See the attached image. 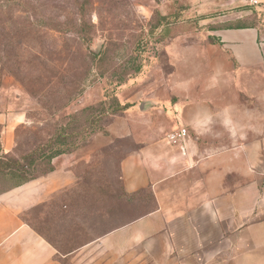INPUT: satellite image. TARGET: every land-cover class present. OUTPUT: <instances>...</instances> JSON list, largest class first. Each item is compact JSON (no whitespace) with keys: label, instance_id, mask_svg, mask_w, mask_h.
<instances>
[{"label":"crops","instance_id":"crops-1","mask_svg":"<svg viewBox=\"0 0 264 264\" xmlns=\"http://www.w3.org/2000/svg\"><path fill=\"white\" fill-rule=\"evenodd\" d=\"M211 34L236 58L213 63L220 103L184 106L186 141L154 136V122L134 131L120 188L59 157L48 174L1 192L0 264H264V39L248 27ZM12 120L0 154L14 146ZM147 189L154 208L142 203Z\"/></svg>","mask_w":264,"mask_h":264},{"label":"rangeland","instance_id":"rangeland-1","mask_svg":"<svg viewBox=\"0 0 264 264\" xmlns=\"http://www.w3.org/2000/svg\"><path fill=\"white\" fill-rule=\"evenodd\" d=\"M59 5L62 31L42 34L38 47L22 52L25 62L11 68L20 77L0 64L5 120L0 142L12 118L14 146L8 157L20 160L31 174L55 168L56 158H71L79 171L93 174L94 183H108L110 189L121 187V163L135 150L134 131H147L154 122V136L168 140L171 130L188 126L185 105L202 98L221 102L215 82L219 69L213 63L236 54L212 32L242 24L264 39L263 0L258 5L247 0H72L70 6L61 0ZM38 15L44 18L45 10ZM67 16L73 22L65 31ZM52 144L62 152L49 159ZM18 180L1 173L0 189ZM152 193L145 190L143 204L151 203ZM126 198L128 221L135 213L127 211L133 198Z\"/></svg>","mask_w":264,"mask_h":264},{"label":"trees","instance_id":"trees-1","mask_svg":"<svg viewBox=\"0 0 264 264\" xmlns=\"http://www.w3.org/2000/svg\"><path fill=\"white\" fill-rule=\"evenodd\" d=\"M60 2L61 0H0V64L3 69H6L9 72V74L17 78L20 77V73L18 74L17 72L12 71L11 68L13 65L15 66V64L21 66L22 63L25 62L22 52H26L28 48H36L39 46V36L42 34L53 36L62 31V27L59 23V13L57 12V10L60 9ZM63 2L68 6L72 4V0H63ZM39 9L45 10L44 18L38 15ZM67 12L69 14L72 13L68 8ZM72 22L73 19L70 16H67L64 28L65 31L71 30ZM234 27L244 28L246 26L238 24ZM65 71L70 73V69ZM127 107L128 105L125 104L121 106V109ZM45 147L46 146H42L39 148L43 149V152H45ZM137 147L138 144L135 143L134 149ZM48 148L49 159H52L62 152V149L54 148L53 144ZM11 151L12 150L0 154V174L2 173L10 178L15 177L16 175L19 180L16 183L0 189V193L19 186L36 177L46 175L54 169V166L51 165L47 171L33 175L24 168V165L20 160L8 157V155L11 154ZM155 202V197L153 195L150 208H154ZM144 213L145 211H142L141 214ZM34 215L35 214H32L31 212L29 217L25 216V219L31 222L37 230L42 231L43 224L41 223L43 221L38 224V219L36 216L34 217ZM66 262L71 264L67 259L63 260L62 264H65Z\"/></svg>","mask_w":264,"mask_h":264},{"label":"built area","instance_id":"built-area-1","mask_svg":"<svg viewBox=\"0 0 264 264\" xmlns=\"http://www.w3.org/2000/svg\"><path fill=\"white\" fill-rule=\"evenodd\" d=\"M252 5H258L260 4L259 0H247ZM189 135V131L187 128H177L175 130H172L168 133L167 138L170 143L174 145L183 144L187 137Z\"/></svg>","mask_w":264,"mask_h":264}]
</instances>
